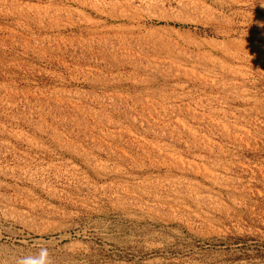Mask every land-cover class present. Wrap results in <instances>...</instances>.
Instances as JSON below:
<instances>
[{
	"label": "rangeland",
	"instance_id": "rangeland-1",
	"mask_svg": "<svg viewBox=\"0 0 264 264\" xmlns=\"http://www.w3.org/2000/svg\"><path fill=\"white\" fill-rule=\"evenodd\" d=\"M0 264H264V0H0Z\"/></svg>",
	"mask_w": 264,
	"mask_h": 264
},
{
	"label": "bare ground",
	"instance_id": "bare-ground-1",
	"mask_svg": "<svg viewBox=\"0 0 264 264\" xmlns=\"http://www.w3.org/2000/svg\"><path fill=\"white\" fill-rule=\"evenodd\" d=\"M46 243H47V242H46ZM40 244H41V242H40ZM39 246H41V245H38V247H39Z\"/></svg>",
	"mask_w": 264,
	"mask_h": 264
}]
</instances>
